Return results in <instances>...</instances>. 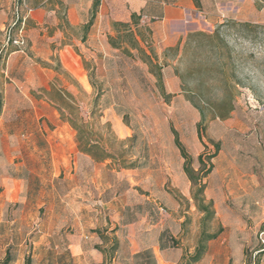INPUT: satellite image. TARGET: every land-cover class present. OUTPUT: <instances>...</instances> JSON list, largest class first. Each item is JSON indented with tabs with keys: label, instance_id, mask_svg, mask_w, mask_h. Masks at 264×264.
<instances>
[{
	"label": "rangeland",
	"instance_id": "1",
	"mask_svg": "<svg viewBox=\"0 0 264 264\" xmlns=\"http://www.w3.org/2000/svg\"><path fill=\"white\" fill-rule=\"evenodd\" d=\"M98 1L93 16L91 7L82 25L70 27L62 0H0V262L9 248L12 264H23L28 253L38 258L33 264H60L52 259V240L57 244L56 237L75 231L88 211L116 213L120 205L143 208L149 202L152 222L173 234V250L162 258L183 264L194 253L203 214L177 139L205 185L204 203L215 213L206 228L217 234L211 249H221L223 242L231 252L228 264H256L264 251V0H193L194 9L172 27L166 46L145 26L132 31L128 23V34L120 26L125 23L114 22L142 0ZM22 2L33 13L24 24L20 53L5 45L8 30L24 15ZM37 9L45 12L40 24L32 23ZM89 22L98 32L91 26L84 32ZM30 36L50 39L47 62L29 54ZM65 46L76 55L73 71L60 63ZM13 53L29 70L32 64L49 70L48 88L31 86L33 75L38 85L46 81L43 76L37 81L36 72L29 71L31 83L24 71L7 73ZM63 62L70 63L64 54ZM70 116L85 124L111 158L91 162L79 152L76 132L66 122ZM34 128L69 129L70 164L61 169L54 191L44 190L29 173L38 172L37 159L28 158L37 154L22 135ZM114 240L104 237L107 253ZM215 259L227 262L221 255ZM144 262L154 264L144 259L125 264Z\"/></svg>",
	"mask_w": 264,
	"mask_h": 264
},
{
	"label": "crops",
	"instance_id": "2",
	"mask_svg": "<svg viewBox=\"0 0 264 264\" xmlns=\"http://www.w3.org/2000/svg\"><path fill=\"white\" fill-rule=\"evenodd\" d=\"M36 2L39 3V0H36ZM62 2L65 4L68 25L70 27L82 25L87 11L92 7V0L88 3L83 2V0H76L74 2L62 0ZM214 6L216 7L217 4H214ZM193 9V0H176L173 3H166L162 0H142L140 3L130 6L128 10L123 9L124 13L122 12V16L114 19V22L128 24L131 22V15L134 14L138 17V22L136 25L131 26L132 31L145 26L151 30V37L154 41H158L164 44L163 46H166L169 36L172 35V27L182 25L185 22L187 13ZM98 12V19H104L102 17L103 12L101 10ZM44 16V11L41 9L35 10L32 23L40 24ZM106 18L108 17L106 16ZM94 25L90 27L91 30L95 28L93 32H98V27ZM97 25H100V21ZM29 38V54L34 58L47 62L48 57L52 55L48 51L50 39L42 37L38 41L32 36ZM136 39L138 42L140 41V38L137 36ZM71 52V48L65 46L64 51H59V59L65 69L73 71L72 65L75 67L77 62L76 55H72ZM17 54L13 53L10 56L11 63H8L6 72L12 76L15 73L24 71V73H28L25 77L26 82L31 83V80H33L31 86L48 88L50 76L46 72L49 73V70L42 68L38 64L30 65L29 70L26 65L18 62L22 56L16 58ZM63 54L64 57H69L70 63L68 62L64 65ZM14 61L16 62L14 63ZM29 71L37 73V81H39L41 76L45 77L46 81L42 84L38 82L39 85L36 84V78L33 75L31 79ZM52 115L56 116V113L53 112ZM67 132H69L68 128L53 130L34 128L27 129L26 133L22 135V137H26L25 140L27 141L28 148H32L30 151L37 154V156L29 155L28 158L31 160L37 159L38 172L29 171V173L38 179L39 184H44V190L46 191H54L53 184L57 182L61 169L68 167L70 164L68 159L70 158L71 144L67 143L70 141V139L66 138ZM91 162L93 161L91 160ZM112 187L114 186L109 185L107 189ZM144 204L145 207L143 208L140 207V203L120 205L116 213L103 210L100 215L92 213L93 211H88L84 217L79 219L80 222L76 224L75 231L72 230L71 234L56 237L57 244H54V240H52V244L50 243V247L54 252L52 259H59L60 264H104V260L109 259V257L106 245L104 246L102 241H104L105 236L109 235L115 239L117 244L116 250L111 257L113 261L125 264L126 261L131 259H144L145 261L152 260L154 264H173L162 258L168 256L173 250V234L169 233V230L162 226L158 229L159 224L152 222V205L149 202ZM128 207L131 209L129 210ZM133 207L134 209H132ZM144 209H147L146 213H144ZM107 212L110 213L107 214ZM98 221H100V225H98ZM98 230L102 231V238H99ZM84 234H87V237H84L86 241L81 240ZM76 235H80L81 239H78ZM151 236L153 238L152 243L150 242ZM213 244H217V242L211 241L208 243L204 258L197 264H216L215 258L218 255H221L222 259L227 261L224 264H228L231 252L229 251L228 255L227 248L223 247V242L220 243L221 249L214 251L211 249L212 246H215ZM259 254L256 264H264V251H259ZM32 259L38 258L32 257ZM40 259H48V257ZM142 264L147 263L144 262Z\"/></svg>",
	"mask_w": 264,
	"mask_h": 264
},
{
	"label": "trees",
	"instance_id": "3",
	"mask_svg": "<svg viewBox=\"0 0 264 264\" xmlns=\"http://www.w3.org/2000/svg\"><path fill=\"white\" fill-rule=\"evenodd\" d=\"M99 6V1L94 0L92 3V16L94 13L97 11V8ZM131 25H136L138 22V17L134 14L131 15ZM129 24H120L123 28L126 29V32L130 34V26ZM91 26V22L87 23L84 27V32L86 33ZM18 27V24L14 26L13 28L10 29V33H13V31ZM134 49H137V45H133ZM99 100V93H97L93 99V106H96ZM60 116L63 118V109L58 108ZM71 110L74 111L75 109L71 107ZM66 122L69 124V126L76 132V140H77V145H78V150L81 154L89 157L93 162H104L105 160L111 158L110 155L104 151V147L101 146V144L98 141H94L89 137V133L85 132V124L78 123L76 119H73L71 116L66 119ZM175 145L178 148L180 152V156L184 160L183 163V171L184 174L186 175L188 181L192 185V187H198L197 191L193 194V198L195 201L198 202V211L203 214L201 218V232L200 236L197 241V245L194 249V253L186 257L184 260L183 264H197L200 262L207 251V246L208 243L211 241H214L217 237V234H207L206 228L209 226V224L212 222L214 219V211L212 209L211 203H204L203 199V192L205 189V185L202 184L201 181H198L196 172L191 168V159L190 157L184 152V149L181 147L179 144L178 140L175 139ZM200 161V159H198ZM212 169V165L207 169L205 174L203 175V178H205L208 174H210ZM117 244L116 241L114 240L113 245L110 247L108 251V257L111 259L114 251L116 250ZM13 258L11 255V251L9 248L5 250L4 257L0 264H12L13 263ZM23 264H33L32 262V257L28 253L25 258L23 259Z\"/></svg>",
	"mask_w": 264,
	"mask_h": 264
},
{
	"label": "built area",
	"instance_id": "4",
	"mask_svg": "<svg viewBox=\"0 0 264 264\" xmlns=\"http://www.w3.org/2000/svg\"><path fill=\"white\" fill-rule=\"evenodd\" d=\"M20 6L25 9L24 15H22L19 18L17 17V19L15 20L14 25L11 28L16 26L17 24H18V27L13 31V33H10L11 28L8 30L5 46L6 47L15 46L16 48L19 49L20 53H23V48L25 46V40L22 36V32L24 29V24L26 20L29 18V16L33 13V10L27 8L24 2L20 3ZM1 53L2 51H0V54ZM261 243L264 245V241H261Z\"/></svg>",
	"mask_w": 264,
	"mask_h": 264
},
{
	"label": "bare ground",
	"instance_id": "5",
	"mask_svg": "<svg viewBox=\"0 0 264 264\" xmlns=\"http://www.w3.org/2000/svg\"><path fill=\"white\" fill-rule=\"evenodd\" d=\"M85 84V83H84Z\"/></svg>",
	"mask_w": 264,
	"mask_h": 264
}]
</instances>
